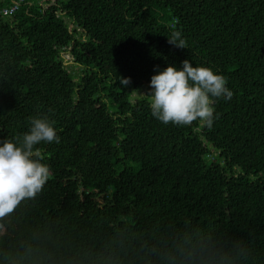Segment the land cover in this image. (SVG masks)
<instances>
[{
	"label": "trees",
	"instance_id": "obj_1",
	"mask_svg": "<svg viewBox=\"0 0 264 264\" xmlns=\"http://www.w3.org/2000/svg\"><path fill=\"white\" fill-rule=\"evenodd\" d=\"M12 4L0 0V141L48 117L60 142L37 146L52 175L7 245L39 228L71 255L122 215L143 228L190 219L253 232L264 264V0H27L4 15ZM186 59L233 92L211 127L163 124L148 96L132 97Z\"/></svg>",
	"mask_w": 264,
	"mask_h": 264
},
{
	"label": "clouds",
	"instance_id": "obj_2",
	"mask_svg": "<svg viewBox=\"0 0 264 264\" xmlns=\"http://www.w3.org/2000/svg\"><path fill=\"white\" fill-rule=\"evenodd\" d=\"M168 38L175 47L187 48L180 31ZM182 63V68L169 65L158 71L151 77V91L141 95L150 98L151 114L163 124L189 126L201 121L211 127L216 99L230 100L233 92L212 68L193 66L187 59ZM120 79L125 86L131 82ZM54 125L48 117L34 118L22 137L0 141V264H258L253 232L241 229L246 234H239L190 219L143 228L122 215L107 224L99 245L71 255L39 228L18 245L8 246L2 233L52 175L37 146L60 142Z\"/></svg>",
	"mask_w": 264,
	"mask_h": 264
},
{
	"label": "rangeland",
	"instance_id": "obj_3",
	"mask_svg": "<svg viewBox=\"0 0 264 264\" xmlns=\"http://www.w3.org/2000/svg\"><path fill=\"white\" fill-rule=\"evenodd\" d=\"M46 5H48V4H45V6ZM64 59H65L64 60L65 61V65L70 70H73L74 72H79L80 71V66L75 65L73 60L71 58H69L68 55L64 54ZM75 80H78V77H76ZM150 91H151L150 87H149V89L142 88V89H138V90H133L132 97H133V99L136 98V97H144L146 95H141V94H148Z\"/></svg>",
	"mask_w": 264,
	"mask_h": 264
},
{
	"label": "built area",
	"instance_id": "obj_4",
	"mask_svg": "<svg viewBox=\"0 0 264 264\" xmlns=\"http://www.w3.org/2000/svg\"><path fill=\"white\" fill-rule=\"evenodd\" d=\"M27 0H14L13 4L11 7L9 8H3L2 12L4 15L8 16V15H12L15 11H17L20 6L25 3Z\"/></svg>",
	"mask_w": 264,
	"mask_h": 264
},
{
	"label": "crops",
	"instance_id": "obj_5",
	"mask_svg": "<svg viewBox=\"0 0 264 264\" xmlns=\"http://www.w3.org/2000/svg\"><path fill=\"white\" fill-rule=\"evenodd\" d=\"M42 1H44V0H42Z\"/></svg>",
	"mask_w": 264,
	"mask_h": 264
}]
</instances>
